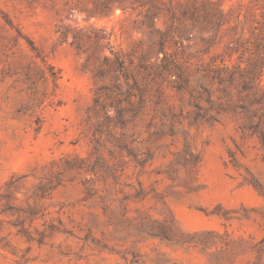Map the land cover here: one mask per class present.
Instances as JSON below:
<instances>
[{
	"label": "rangeland",
	"instance_id": "374dc122",
	"mask_svg": "<svg viewBox=\"0 0 264 264\" xmlns=\"http://www.w3.org/2000/svg\"><path fill=\"white\" fill-rule=\"evenodd\" d=\"M262 132L264 0H0V264H264Z\"/></svg>",
	"mask_w": 264,
	"mask_h": 264
},
{
	"label": "trees",
	"instance_id": "16d2710c",
	"mask_svg": "<svg viewBox=\"0 0 264 264\" xmlns=\"http://www.w3.org/2000/svg\"><path fill=\"white\" fill-rule=\"evenodd\" d=\"M107 63L109 65L115 64V65H118L119 67H123L122 66L123 64H122L121 58L118 57V56H115L114 59H107ZM103 72H104V69H101L100 73L103 74ZM261 138H262V141L264 143V133L263 132L261 133Z\"/></svg>",
	"mask_w": 264,
	"mask_h": 264
}]
</instances>
